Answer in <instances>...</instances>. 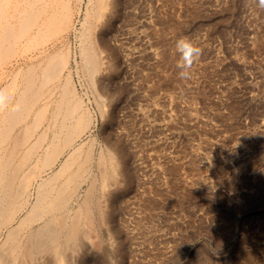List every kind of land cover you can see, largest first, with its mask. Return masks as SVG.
<instances>
[{"label":"rangeland","instance_id":"obj_1","mask_svg":"<svg viewBox=\"0 0 264 264\" xmlns=\"http://www.w3.org/2000/svg\"><path fill=\"white\" fill-rule=\"evenodd\" d=\"M122 1L97 38L121 59L118 79L96 91L74 77L96 122L95 154L111 136L133 175L105 203L114 220L88 246L111 264H264V9L254 0ZM181 37L201 48L187 79L177 75ZM94 255L87 264H100Z\"/></svg>","mask_w":264,"mask_h":264},{"label":"bare ground","instance_id":"obj_2","mask_svg":"<svg viewBox=\"0 0 264 264\" xmlns=\"http://www.w3.org/2000/svg\"><path fill=\"white\" fill-rule=\"evenodd\" d=\"M123 4L0 0V264H87L98 261L96 252L111 264L107 251L88 245L114 220L105 203L133 175L111 136L95 154L96 122L74 77L96 91L118 79L121 59L97 38L108 35ZM61 36L64 48L56 49Z\"/></svg>","mask_w":264,"mask_h":264},{"label":"clouds","instance_id":"obj_3","mask_svg":"<svg viewBox=\"0 0 264 264\" xmlns=\"http://www.w3.org/2000/svg\"><path fill=\"white\" fill-rule=\"evenodd\" d=\"M257 7L264 9V0H254ZM175 51L179 55L177 67L180 69L178 76L180 79L190 78L192 68L195 61L201 55V48L197 46L192 40L181 37L175 42Z\"/></svg>","mask_w":264,"mask_h":264}]
</instances>
